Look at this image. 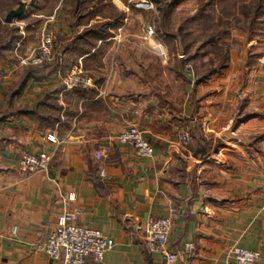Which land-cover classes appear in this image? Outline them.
Instances as JSON below:
<instances>
[{"label":"crops","instance_id":"1","mask_svg":"<svg viewBox=\"0 0 264 264\" xmlns=\"http://www.w3.org/2000/svg\"><path fill=\"white\" fill-rule=\"evenodd\" d=\"M44 10L24 6L9 26L26 25L29 33L0 54V68L9 72L0 82V264H60L42 248L58 216L73 210L81 213L76 224L100 231L111 246L93 264H227L234 248L258 253L254 264H264V56L254 51L256 40L241 48L240 35L225 68L202 80L170 62L156 70L136 54L112 53L117 30L100 56L68 48L54 63L52 48L28 75L10 53L18 43L27 53L40 44ZM96 20L59 24L55 44ZM37 48L23 58L37 56ZM241 49L249 59L236 62ZM76 71L91 84L68 91L63 79ZM131 126L153 146L150 159L117 142ZM184 132L192 139L186 147ZM24 154L51 161L26 174L18 167ZM170 215L172 263L144 244L147 225Z\"/></svg>","mask_w":264,"mask_h":264},{"label":"rangeland","instance_id":"2","mask_svg":"<svg viewBox=\"0 0 264 264\" xmlns=\"http://www.w3.org/2000/svg\"><path fill=\"white\" fill-rule=\"evenodd\" d=\"M166 1L168 12L163 23L162 15L157 11L156 6L153 11L138 7L141 0H105V3H101L103 9L100 13L95 12L100 0H0V46L5 41L3 40L4 37L9 32L14 31L13 27L3 25L7 10H14L19 3H23L25 7L35 8V4H37L39 8L45 9L41 18L42 28L45 26V29L52 31L56 37L61 31V27L70 24L77 25L79 22L81 24L85 23L86 21L83 19L84 11L92 13V18L93 16L97 17V22H102L105 17L112 19L116 17L117 13L124 11L123 25H126L124 28H118L117 41L116 44L113 43L112 45L114 46L112 53L130 52L136 54L138 59L142 57L145 60L147 59L150 67L156 70L163 66L169 67V62L171 63L170 67L174 68L178 65L175 59L182 60L185 61L183 68L191 75L193 74L195 80L206 79L205 75L210 66L212 69L217 67L224 55L227 57L226 65L229 57L228 53L232 48H236L234 45L236 46L237 38L240 35L242 37L239 38L241 39V48L243 42L254 38L257 42L254 51L264 56V0H179L176 4L173 3L175 0ZM77 8L80 9L79 12L81 13L79 15L82 18L74 15L73 11ZM91 9L94 11L91 12ZM209 21L217 25L218 28L206 30L210 25ZM59 24L61 27H59ZM147 27L153 28L155 36L144 40L142 35ZM27 33L29 32H27L25 25V27L17 29L14 36L16 39L17 35H22L24 38L27 37ZM34 34L31 33L32 37ZM212 36L216 37L219 46L222 45L220 56L214 55L213 52L207 53L210 47L208 41ZM30 37L27 39L31 42ZM122 37L124 38L122 39ZM156 37L164 40V42L166 41V46L162 45V48L157 46L159 43H157L158 39ZM38 45L36 47H39ZM24 47L22 43H18L15 51L12 54L10 53L12 59L14 57L23 58L22 54L26 52ZM36 47L32 45L33 49H36ZM33 49L31 52L26 53L30 55ZM180 50L182 54H180ZM246 55L244 59L245 53L241 49V53L237 51L234 55V60L239 62L243 58V62L244 60L247 61L249 58L248 54ZM160 61L165 64H160ZM4 65L2 64L1 67L3 68L0 69H7Z\"/></svg>","mask_w":264,"mask_h":264},{"label":"built area","instance_id":"3","mask_svg":"<svg viewBox=\"0 0 264 264\" xmlns=\"http://www.w3.org/2000/svg\"><path fill=\"white\" fill-rule=\"evenodd\" d=\"M138 7L153 11L155 4L153 0H141L138 3ZM153 36H155L153 28L147 27L142 38L148 40L153 38ZM55 40V34L52 31L45 30L37 48L38 55L22 58L20 63L31 66L41 65L50 58V51ZM6 76L7 72L0 69V81L5 79ZM90 84V78L79 71L72 72L63 79V86L68 91ZM116 140L119 144L131 148L140 158L150 159L154 154L153 146L143 138L142 133L135 126H131L120 133ZM47 141L55 142L52 136H48ZM179 141L185 147L192 143L191 137L186 132L180 134ZM95 158L100 160L102 154L100 152L95 153ZM50 161V155L38 157L24 154L18 161V167L23 173L32 174L46 170ZM100 175L102 178L105 177L103 169L100 171ZM68 201L73 202L74 195H69ZM80 214L79 210H73L58 216L57 229L48 237L42 248L52 262L60 264H93L94 262H100L105 253L110 250L111 246L100 231L87 229L76 224ZM172 222V215L165 219L152 221L147 225L144 235V244L149 252L161 255L168 263L176 260V256L166 250ZM185 248L190 251L193 249V245L188 244ZM258 259V253L234 248L231 251V260L227 264H254Z\"/></svg>","mask_w":264,"mask_h":264},{"label":"trees","instance_id":"4","mask_svg":"<svg viewBox=\"0 0 264 264\" xmlns=\"http://www.w3.org/2000/svg\"><path fill=\"white\" fill-rule=\"evenodd\" d=\"M179 0H175L173 3L176 4L178 3ZM101 3H105V0H100L99 4L96 6L95 12L100 13L103 9V6ZM167 1L166 0H158V3L155 4L157 11H159V13H161L162 15V21L164 23V20L167 18V12L168 9L166 7L167 5ZM80 5V4H79ZM169 6V5H168ZM77 7V6H76ZM10 11H12L11 9L7 10L8 14ZM80 9H74L73 13L75 16L77 17H81L79 14L81 12H79ZM94 10L91 9V12H93ZM79 12V13H77ZM85 15L83 17V19L85 20H90L91 14L87 11L83 12ZM82 18V17H81ZM123 21H124V14L123 13H117L116 17L112 18V19H108L107 17H105L103 19L102 22L94 24L92 26H90L87 29H84L81 33H78V31L73 28V38L68 41L63 43V45H58L55 44L54 41V45H53V49H54V63H56L58 57L66 50V49H71L75 54L81 56V55H89V54H93L95 56H100L101 54H103L104 52V47H105V42L106 40H108L109 38H111L112 32H115L116 30H118V28H120L123 25ZM209 26L206 28V30H215L218 28L217 25H215L214 23H210L209 21ZM4 26H8L9 25L5 24ZM163 26V24H162ZM14 32H16V30L14 29V31L9 32L7 36L4 37L3 40H5L1 46H0V54L5 52L6 50H9L10 47H12L13 44V40L16 39V37L14 36ZM215 32V31H214ZM216 34V32H215ZM210 44V47L207 51V53L209 52H213L214 55L216 56H220L221 54V50H222V45L219 46L218 45V40L216 39L215 36H212L210 38V40L208 41ZM222 56V55H221ZM227 60L226 55H224L223 57H221V61L220 64L215 67V68H210L208 69L207 74L205 75L206 78L221 72L224 68H225V62ZM185 61L180 60L178 62V65L175 66L176 70H181L183 68ZM27 74L31 75L33 74V72H31V69L29 68V66L27 67ZM12 95V92L9 93V98ZM8 106H9V102H6V106H4V112H6V114H8ZM2 114H0V121Z\"/></svg>","mask_w":264,"mask_h":264},{"label":"water","instance_id":"5","mask_svg":"<svg viewBox=\"0 0 264 264\" xmlns=\"http://www.w3.org/2000/svg\"><path fill=\"white\" fill-rule=\"evenodd\" d=\"M153 2L155 4H157L158 0H153ZM23 9H24V4L23 3H19L16 9L10 11L5 16L4 23L7 24V25H12L15 20L19 19L22 16ZM180 54H182L181 50H180Z\"/></svg>","mask_w":264,"mask_h":264}]
</instances>
